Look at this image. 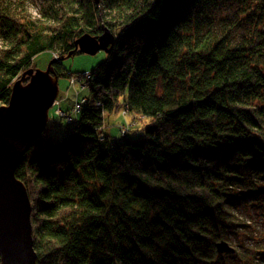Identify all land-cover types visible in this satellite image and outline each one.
Listing matches in <instances>:
<instances>
[{
	"label": "trees",
	"instance_id": "obj_1",
	"mask_svg": "<svg viewBox=\"0 0 264 264\" xmlns=\"http://www.w3.org/2000/svg\"><path fill=\"white\" fill-rule=\"evenodd\" d=\"M8 1L0 103L39 53L65 54L83 32L117 29L84 78L89 96L72 126L57 138L47 123L15 169L36 264L264 261L241 210L264 205V0H50L63 11L51 4L49 18ZM53 70L72 73L58 61ZM120 107L148 120L139 135L105 131ZM241 233L251 246L216 250Z\"/></svg>",
	"mask_w": 264,
	"mask_h": 264
},
{
	"label": "water",
	"instance_id": "obj_2",
	"mask_svg": "<svg viewBox=\"0 0 264 264\" xmlns=\"http://www.w3.org/2000/svg\"><path fill=\"white\" fill-rule=\"evenodd\" d=\"M114 40L115 34L104 25L99 35L83 32L66 55L53 56L44 68L24 69L12 81L8 102L0 104V264H36L30 199L24 183L15 176V169L44 130L48 111L57 99L58 77L53 63L75 51L107 52ZM215 246L220 253L234 251L223 239Z\"/></svg>",
	"mask_w": 264,
	"mask_h": 264
},
{
	"label": "rangeland",
	"instance_id": "obj_3",
	"mask_svg": "<svg viewBox=\"0 0 264 264\" xmlns=\"http://www.w3.org/2000/svg\"><path fill=\"white\" fill-rule=\"evenodd\" d=\"M10 5L15 10H23L29 12L32 17L39 18H49L54 16L56 12L63 11V8L55 2L52 4L50 0H9ZM8 1V2H9ZM79 1V0H77ZM95 4L98 6L101 5L102 0H94ZM52 4V5H51ZM52 6L54 11L49 9V6ZM50 12L52 13H49ZM48 12V13H47ZM224 15H228L231 19H234V10L232 8H223L221 11ZM59 15V14H58ZM113 31V30H112ZM113 33L117 34V29L113 31ZM240 33V30H239ZM4 31L0 26V45L5 44V39L3 37ZM237 35V34H236ZM66 55L56 52H41L34 57L31 61L30 67H39L44 68L48 63L49 59L53 56ZM105 57L104 51H98L95 54H87L83 52L77 51L69 57H66L60 61L62 66L67 72H72L68 76L67 75H59L58 76V95L57 99L52 105V107L48 111V125L47 127L57 134V138H62L67 129L72 126V123L69 124L67 117H71V121L75 120L78 116V112L75 114L72 111V107H74L75 103L79 101L82 97L89 96V89L87 86L83 85L84 78H88V71L91 70L97 62L102 60ZM86 71V72H85ZM85 72V73H81ZM80 73V74H79ZM2 104V103H0ZM65 112V114H61L60 112ZM148 120L145 117L140 115L128 114L124 112V107H120L117 111L106 114L104 117V125L105 131H108L109 134L114 135L115 137L120 136L119 129L126 130H135L136 127L137 132L136 135H139L142 131V126ZM128 134H132L131 131H128ZM134 134V135H135ZM241 210L245 212V215H249L253 220H250L248 224L251 225L249 227L251 234L258 245H264V205L260 207L257 206L250 207L248 210L242 207ZM253 229V232H252ZM242 243L247 246H251V243L247 241V235L241 233L240 236L236 238H232L230 240V245L234 248L239 247ZM258 264H264V261H259Z\"/></svg>",
	"mask_w": 264,
	"mask_h": 264
},
{
	"label": "built area",
	"instance_id": "obj_4",
	"mask_svg": "<svg viewBox=\"0 0 264 264\" xmlns=\"http://www.w3.org/2000/svg\"><path fill=\"white\" fill-rule=\"evenodd\" d=\"M87 74H88L87 76L89 77L90 74H89V73H87ZM83 101H84V98H81L78 102L75 103V105H74V107H73L74 110L72 109L73 113H75V112L78 111V109L80 108V104H81ZM2 104H5V103H2ZM60 113H61V114H64V112H62V111H61ZM67 120H68V122H70V121H71V117L68 116V117H67Z\"/></svg>",
	"mask_w": 264,
	"mask_h": 264
},
{
	"label": "bare ground",
	"instance_id": "obj_5",
	"mask_svg": "<svg viewBox=\"0 0 264 264\" xmlns=\"http://www.w3.org/2000/svg\"><path fill=\"white\" fill-rule=\"evenodd\" d=\"M72 109L74 110V108L72 107ZM78 112V111H77ZM77 112H75V114L77 113ZM64 114H65V112H64Z\"/></svg>",
	"mask_w": 264,
	"mask_h": 264
}]
</instances>
